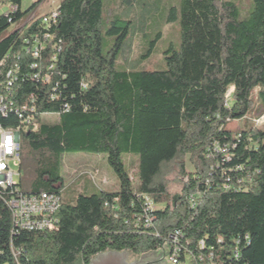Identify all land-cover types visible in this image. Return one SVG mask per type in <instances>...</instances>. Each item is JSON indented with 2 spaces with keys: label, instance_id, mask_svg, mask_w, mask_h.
Listing matches in <instances>:
<instances>
[{
  "label": "trees",
  "instance_id": "obj_1",
  "mask_svg": "<svg viewBox=\"0 0 264 264\" xmlns=\"http://www.w3.org/2000/svg\"><path fill=\"white\" fill-rule=\"evenodd\" d=\"M22 1L0 0L18 7L14 22L47 0L25 9ZM104 2L61 0L50 29L61 42L51 83L17 86L18 93L37 96L39 112L38 129L22 135L18 185L27 194H60L62 155L85 152L106 155L119 189L79 194L61 204L56 229L14 236L0 197V264H90L106 251L141 255L160 250L174 231L180 232L182 264L187 254L188 264H264V127L228 128V121L264 114V0H252L244 19L232 0H180L166 18L178 22L180 46L164 51L160 70L117 68L132 23L106 17ZM40 19L26 22L19 35L8 31L11 24L0 13V59L15 55ZM104 36L113 39L107 50ZM31 61L19 60L25 71ZM64 103L68 112L61 111ZM43 114L56 122L41 121ZM16 123L14 116H0L3 126ZM123 154L138 157L135 186ZM175 171L182 192L170 199L166 177ZM143 195L164 204L151 212L150 226L143 221Z\"/></svg>",
  "mask_w": 264,
  "mask_h": 264
},
{
  "label": "built area",
  "instance_id": "obj_2",
  "mask_svg": "<svg viewBox=\"0 0 264 264\" xmlns=\"http://www.w3.org/2000/svg\"><path fill=\"white\" fill-rule=\"evenodd\" d=\"M34 1L32 0L31 3ZM58 7L41 15L30 13L27 18H21L14 22L12 14L18 11V7L11 3L0 4V13H3L7 17L8 23L11 24L8 31H18L19 35H21L26 22L32 24L41 16L35 30L27 38L22 39L23 43L16 54L11 56L9 51L0 59V116L3 118L14 116L17 119L16 125L3 126L0 124V197L6 202L10 214L14 215V225L11 228L12 236L21 231L53 230L59 223L57 213L62 204L59 193L27 194L18 185L22 176V135L29 130L36 131L38 129L39 112L37 96L34 93H18L17 88L20 82L51 83V77L61 51V42L56 40L55 34L50 31L52 26L57 24ZM37 8L34 10L36 13ZM3 9L6 10L3 12ZM46 50H48V57L44 60L43 56ZM26 56L32 59L27 71L23 70L22 63L19 62ZM44 61L46 65H44ZM82 86L85 87V84L82 83ZM52 92L50 98L57 99L56 86L53 87ZM231 93L232 88L226 94V103L231 100ZM69 109L68 103H64L61 107L63 112H68ZM244 118L248 119L249 117ZM248 120L254 124L261 123L264 121V114ZM230 122L228 121V124ZM216 150L227 156L224 153L225 148L217 145ZM229 180L230 178L227 177L224 188H229ZM143 198V221L145 226H150L153 221L151 216V212L154 210L153 201L149 196L143 195ZM189 200L192 201L193 196H189ZM191 204L194 205L193 202ZM179 235V231L168 235L167 243L170 250L167 255V264H182L179 259ZM245 239H248V236ZM14 254L16 255L15 252Z\"/></svg>",
  "mask_w": 264,
  "mask_h": 264
},
{
  "label": "rangeland",
  "instance_id": "obj_3",
  "mask_svg": "<svg viewBox=\"0 0 264 264\" xmlns=\"http://www.w3.org/2000/svg\"><path fill=\"white\" fill-rule=\"evenodd\" d=\"M32 0H23L22 7L25 9L30 6ZM238 5L240 19L248 16L252 0H232ZM61 0H47L38 5L37 13L41 15L53 11L59 6ZM180 0H105L104 14L111 17V14H117L123 19L130 20L132 23L131 31L124 46L120 57L117 60V68L127 70H160L165 67L164 51L170 46L179 48V24L178 22L167 23L169 9L171 7L179 8ZM6 9H3V12ZM30 15V14H29ZM28 14L25 16H29ZM160 33L159 38L157 35ZM112 37L104 36V50L112 45ZM152 47L151 53L147 58L141 59V54ZM255 88L252 95L256 97ZM257 118L255 112L249 114L250 119ZM248 118V119H249ZM246 118L236 119L228 124L231 130H238L252 122ZM41 121L53 123L57 117L52 114H43L40 116ZM254 124V123H253ZM264 127V121L256 124ZM24 154V152L22 151ZM60 175L62 177L61 198L62 203H73L79 194L92 195L100 191L115 192L119 189V181L106 160L105 154H93L85 152H76L63 154L61 157ZM121 160L124 167L135 186L137 160L138 157L132 154H123ZM186 169L190 172L193 167L189 162V157L185 159ZM166 186L170 199L181 194L182 184L176 171L171 172L166 177ZM154 209L164 208V204H153ZM142 255V254H141ZM167 255L164 256L167 262ZM140 255L128 252L126 258L128 263L138 260ZM185 263L188 264L191 257L187 254L184 257Z\"/></svg>",
  "mask_w": 264,
  "mask_h": 264
},
{
  "label": "water",
  "instance_id": "obj_4",
  "mask_svg": "<svg viewBox=\"0 0 264 264\" xmlns=\"http://www.w3.org/2000/svg\"><path fill=\"white\" fill-rule=\"evenodd\" d=\"M169 250H170L169 245H168V243H166L164 245V247H162L160 250L154 251V254L165 260L164 256L169 253ZM149 253H151V252H149ZM146 254H148V253H145V255ZM127 256H128L127 251H123V252L106 251V252L99 253L96 256H94L91 259L90 264H139L140 263V261L139 262L133 261L131 263H128L126 260ZM165 262H166V260H165ZM166 264H167V262H166Z\"/></svg>",
  "mask_w": 264,
  "mask_h": 264
},
{
  "label": "flooded vegetation",
  "instance_id": "obj_5",
  "mask_svg": "<svg viewBox=\"0 0 264 264\" xmlns=\"http://www.w3.org/2000/svg\"><path fill=\"white\" fill-rule=\"evenodd\" d=\"M136 261H140L139 264H166L165 260L159 256H156L154 252L148 253L146 255L142 254Z\"/></svg>",
  "mask_w": 264,
  "mask_h": 264
},
{
  "label": "bare ground",
  "instance_id": "obj_6",
  "mask_svg": "<svg viewBox=\"0 0 264 264\" xmlns=\"http://www.w3.org/2000/svg\"><path fill=\"white\" fill-rule=\"evenodd\" d=\"M12 219H13V222H14V215H11Z\"/></svg>",
  "mask_w": 264,
  "mask_h": 264
}]
</instances>
